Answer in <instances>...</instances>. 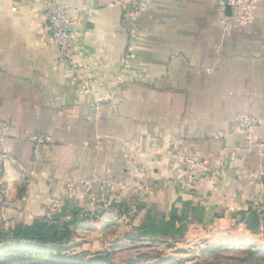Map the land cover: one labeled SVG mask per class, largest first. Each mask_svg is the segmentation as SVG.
Listing matches in <instances>:
<instances>
[{
	"label": "crops",
	"instance_id": "1",
	"mask_svg": "<svg viewBox=\"0 0 264 264\" xmlns=\"http://www.w3.org/2000/svg\"><path fill=\"white\" fill-rule=\"evenodd\" d=\"M60 1L81 12L77 60L95 76L92 91L59 62L33 0H0V135L9 127L3 149L14 159L0 153V232L57 199L79 209L88 198L75 183L120 177L130 161L136 181L123 185L156 187L136 197L167 233L227 224L263 235L264 157L234 123L254 116L264 143V0L233 26L214 0H139L136 21L116 0ZM37 135L52 139L39 157ZM177 153L222 162L218 180L187 190Z\"/></svg>",
	"mask_w": 264,
	"mask_h": 264
},
{
	"label": "rangeland",
	"instance_id": "2",
	"mask_svg": "<svg viewBox=\"0 0 264 264\" xmlns=\"http://www.w3.org/2000/svg\"><path fill=\"white\" fill-rule=\"evenodd\" d=\"M124 144L128 146L127 142ZM132 164L126 162L125 167ZM134 172L132 175L123 173L120 177L108 174L107 177L119 179L118 186L111 191H104L101 184L93 183L89 194L84 184L86 179L75 183V188L83 190L88 198L79 209L57 199L43 217H29L26 224L22 222L25 226L42 224L43 234L47 235L57 229L61 232L58 238L66 245L65 250L46 252L44 248L34 252V244L30 241L24 242L30 247L23 249L0 243V264H64L53 259L58 255H80L84 261L108 257L113 264H264V234L227 224L213 227L207 233L195 231L197 229L189 234L167 233L170 227H163L154 216V210L136 197L138 189L148 192L156 187L152 184H140L137 188L134 184L123 185L125 180L136 181L135 168ZM124 190L129 193L128 197L119 202L118 195ZM147 212L152 214L144 218L142 215ZM129 213L137 216L132 219ZM145 221L144 230L149 229L150 234H143Z\"/></svg>",
	"mask_w": 264,
	"mask_h": 264
},
{
	"label": "built area",
	"instance_id": "3",
	"mask_svg": "<svg viewBox=\"0 0 264 264\" xmlns=\"http://www.w3.org/2000/svg\"><path fill=\"white\" fill-rule=\"evenodd\" d=\"M118 4L126 8L128 15L132 21H136L141 11V2L139 0H116ZM221 7V15L226 20L227 26H233L235 23L246 21L252 13L253 0H214ZM42 13L46 26L47 38L54 44L57 49V57L61 64L73 72L74 83L79 89L92 91L95 83V76L91 69L83 62L77 60L79 52V33L77 31L78 16L80 11L72 9L63 4L60 0H33ZM231 7L232 15L227 16L225 9ZM259 121L252 115L240 114L235 119V129L249 140V150L258 151L264 157V143L255 139V133L259 127ZM9 127H5L0 135V153L3 159H14L5 152L3 147L10 135ZM35 154L39 157L40 148L44 144L52 143V139L46 135H37L32 139ZM177 162L185 165L186 170L183 172L182 178L184 186L187 190L199 189L213 181L218 180V168L223 167L220 162L216 169H213L205 160L192 159L180 153L174 154L172 157ZM134 164L127 165L123 173L134 174ZM119 179L112 177L97 178L92 176L87 178L84 184L88 186L87 191L90 193V187L93 183H99L104 191H111L118 186ZM105 209L108 203L104 204Z\"/></svg>",
	"mask_w": 264,
	"mask_h": 264
},
{
	"label": "trees",
	"instance_id": "4",
	"mask_svg": "<svg viewBox=\"0 0 264 264\" xmlns=\"http://www.w3.org/2000/svg\"><path fill=\"white\" fill-rule=\"evenodd\" d=\"M42 224L35 223L32 226L16 225L6 231L0 232V243L4 245H15L16 249H23L24 247H30L26 243L34 244V252L44 250L46 252L57 251L62 252L65 250V246L59 239L60 231L54 230L51 235L43 234ZM24 242H26L24 244ZM27 245V246H26ZM49 246V247H48ZM54 260L64 264H113L108 257L96 258L90 260H83L80 255H58L53 258Z\"/></svg>",
	"mask_w": 264,
	"mask_h": 264
},
{
	"label": "water",
	"instance_id": "5",
	"mask_svg": "<svg viewBox=\"0 0 264 264\" xmlns=\"http://www.w3.org/2000/svg\"><path fill=\"white\" fill-rule=\"evenodd\" d=\"M226 9L230 10V9H231V7H230V6H227V7H226Z\"/></svg>",
	"mask_w": 264,
	"mask_h": 264
}]
</instances>
